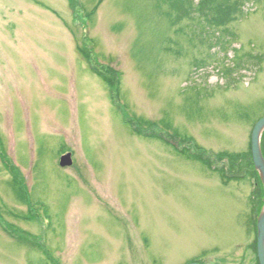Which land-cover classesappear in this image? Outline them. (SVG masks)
<instances>
[{"label": "rangeland", "instance_id": "374dc122", "mask_svg": "<svg viewBox=\"0 0 264 264\" xmlns=\"http://www.w3.org/2000/svg\"><path fill=\"white\" fill-rule=\"evenodd\" d=\"M241 7L196 36L168 0H0V135L28 187L0 158V264H257L253 173L191 155L249 152L264 115V0Z\"/></svg>", "mask_w": 264, "mask_h": 264}, {"label": "trees", "instance_id": "16d2710c", "mask_svg": "<svg viewBox=\"0 0 264 264\" xmlns=\"http://www.w3.org/2000/svg\"><path fill=\"white\" fill-rule=\"evenodd\" d=\"M168 1H169L170 7L172 8V10L173 11L175 10L177 12L176 16L175 15L168 16L171 26H175L178 23L185 21L186 19H188V21L191 20L193 22L197 20L198 18L199 19L198 23L200 24L197 25L196 23V25L193 27L194 35L200 36L201 35L200 32H203L204 35L207 34L211 36H216L213 33V31L209 29H205L203 24L204 23L210 24L207 26L208 28L214 25L216 26L226 25L228 22H230L233 19L232 15L235 12L241 11L242 9L241 6H243L245 0H234L233 2L232 0H198V1L196 0H168ZM99 5L100 4L98 3V5H96L95 8L91 12H88L86 14L89 19H91V17L95 14ZM191 21L187 23V26L191 24ZM183 29L184 27L182 26L178 30L182 31ZM225 29H227V27H225ZM204 39H205L203 40L204 42H206V40L211 42V38L210 39L204 38ZM79 50L83 54V56L86 57V59L91 63V65H93V72L103 79V81L111 89V91L115 92L114 94L120 93V90H119L120 73L117 72L115 69L109 68V67H106L105 69H99L98 62L96 60L92 61L93 56L91 55L90 51L86 47L84 46L81 47L79 45ZM258 58H259L258 56L254 57V59H258ZM112 98L113 100H115L114 95ZM113 102L116 105V101H113ZM123 114L125 115V113ZM124 122L125 124H129V122L133 124L132 120L128 118H124ZM135 128H137L135 129L137 133L138 131L144 133V131L138 128L137 124ZM179 146L181 145L180 144L176 145V149H178L182 153L186 154L187 152H191L190 148L186 149L184 147V149H186L184 150L183 148ZM263 148H264V134L262 137V149ZM192 149H193L192 150L193 152H191L192 153L191 155L194 158L201 160L203 162H206L209 165L214 164V163L220 164V166H222L221 169L224 170L225 174L227 173V175L229 172L236 173L238 171V173H242L243 171L245 173L246 170L248 171L250 170L248 174L253 173L256 179V182H257V186H258L257 195L255 199L257 201V213H259L263 205V200L260 198L261 196H264V187L262 185L261 180L259 179V176L256 170H254L251 149L247 153L221 151V152H217L216 154H210L207 150L201 148L200 146L196 144L192 145ZM5 153H6L5 145L0 135V158L2 159V162L7 164L8 166L7 168L12 170V174L14 175L13 180H12V188L21 199L27 200V191H28L27 184L25 180L22 179V177H19V172H20L19 169L16 168L15 165L9 161V158L6 156ZM18 187L20 188L19 191L16 189ZM46 208L47 207L44 208V212L45 210H47ZM23 235L21 237L25 239L26 241H28L29 243H31L32 245H36L40 248H43V246L37 241V237L27 232H24ZM256 244L257 242L255 240L254 248L257 253ZM44 251L46 254V250ZM50 260H53V259L50 258ZM257 264H259L258 258H257Z\"/></svg>", "mask_w": 264, "mask_h": 264}, {"label": "water", "instance_id": "95a60500", "mask_svg": "<svg viewBox=\"0 0 264 264\" xmlns=\"http://www.w3.org/2000/svg\"><path fill=\"white\" fill-rule=\"evenodd\" d=\"M264 133V116L260 118L255 124L252 136L251 147L254 167L259 174V177L264 186V155L262 152V137ZM73 164L72 153L69 152L60 159V165L62 167L71 166ZM257 253L260 264H264V204L257 220ZM188 264H201L198 262H192Z\"/></svg>", "mask_w": 264, "mask_h": 264}, {"label": "flooded vegetation", "instance_id": "af4514ba", "mask_svg": "<svg viewBox=\"0 0 264 264\" xmlns=\"http://www.w3.org/2000/svg\"><path fill=\"white\" fill-rule=\"evenodd\" d=\"M263 153H264V148H263ZM253 161V160H252ZM254 170H255V168H254ZM260 199H262L263 200V202H264V196H261V198Z\"/></svg>", "mask_w": 264, "mask_h": 264}]
</instances>
